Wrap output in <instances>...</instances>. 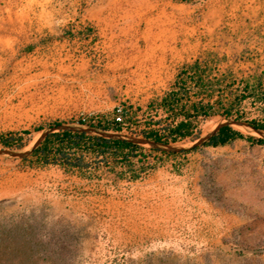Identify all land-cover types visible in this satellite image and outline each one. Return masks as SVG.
<instances>
[{"label": "rangeland", "instance_id": "obj_1", "mask_svg": "<svg viewBox=\"0 0 264 264\" xmlns=\"http://www.w3.org/2000/svg\"><path fill=\"white\" fill-rule=\"evenodd\" d=\"M209 1H186L197 4L191 24L199 52L183 64L214 54L222 67L257 65L264 70V28L258 9L247 12L246 3L264 0H229L230 13L216 23L204 15ZM0 2L63 6L61 31L32 33L0 53V133L36 126L45 130L56 120L77 125L125 104L138 114L120 133L142 136L147 104L169 86L135 87V77L108 67L107 47L95 25L73 13L64 17L70 2H77V12L83 14L91 2L107 0ZM89 25L94 33H80ZM224 120H208L199 137ZM233 126L262 135L249 126ZM43 130L22 150L31 149ZM196 140L171 144L191 148ZM199 146L165 156L157 170L135 182L105 173L88 179L0 154V225L14 228L21 239L26 234L48 245L52 251L40 264H52L60 256L59 264H264V253L253 252L264 248V148L243 140ZM59 247L64 253L53 254Z\"/></svg>", "mask_w": 264, "mask_h": 264}, {"label": "trees", "instance_id": "obj_2", "mask_svg": "<svg viewBox=\"0 0 264 264\" xmlns=\"http://www.w3.org/2000/svg\"><path fill=\"white\" fill-rule=\"evenodd\" d=\"M94 32L95 27L89 25L80 33L89 35ZM69 35L73 36L71 32ZM213 56L216 55L198 57L178 68L169 87L147 104L143 112L145 128L141 131L142 136L164 144L194 141L201 135L202 126L213 117L245 121L249 127L264 132V70L257 65L248 66L245 70L232 64L222 67V60ZM122 106L121 118H118L115 108L112 114L96 115L78 123L108 132H123L130 128L129 124L138 110L130 105ZM62 123L56 120L47 126L58 127ZM41 130L43 126L0 133V146L22 150ZM130 133L137 134L134 130ZM237 140L264 148V135L246 134L233 125L221 127L204 145L218 147ZM199 147L172 152L147 148L128 138L59 129L48 133L29 156L21 159L41 167L58 166L88 179L105 173L118 180L135 182L157 170L165 156L194 152ZM6 227L0 225V264H40L44 255L52 251L47 249L48 245L39 244L33 236L27 238L25 234V239H21L13 232L14 228ZM58 249L54 248L53 254L60 256L64 247ZM61 258H52L50 262L59 264Z\"/></svg>", "mask_w": 264, "mask_h": 264}, {"label": "crops", "instance_id": "obj_3", "mask_svg": "<svg viewBox=\"0 0 264 264\" xmlns=\"http://www.w3.org/2000/svg\"><path fill=\"white\" fill-rule=\"evenodd\" d=\"M228 1L210 0L204 15L212 17V22H221L230 13ZM246 3L247 12L258 9V22L264 28V2ZM76 5L70 2L64 17L73 13L95 25L102 45L107 47L108 67L135 77V87L141 90L166 89L179 66L190 60L191 53L199 52L196 26L191 24L196 3L107 0L91 2L83 14L77 12ZM62 20V2H0V53L11 51L19 39L27 40L32 33L61 31Z\"/></svg>", "mask_w": 264, "mask_h": 264}, {"label": "water", "instance_id": "obj_4", "mask_svg": "<svg viewBox=\"0 0 264 264\" xmlns=\"http://www.w3.org/2000/svg\"><path fill=\"white\" fill-rule=\"evenodd\" d=\"M234 124L248 126L247 122H245V121H240V120H236V119H225L224 121L218 123L217 126L212 131H210L208 134L199 137L192 144L191 147H196V146L204 144L208 139H210L213 135H215L221 127H223L225 125H234ZM251 128L254 129L253 127H251ZM59 129H69V130H73V131L97 133V134H100V135L105 136V137L128 138L129 140H131L135 143L148 144L150 147L162 148L166 151H172V152H179V151L185 149L184 147H178V146H174L172 144H164L162 142L151 140L145 136H135V135L128 136V135L118 133V132H108L105 130H99L95 126H90V125H80V124L76 125V124H70V123H62L58 127H48L47 129L43 130L41 132V135L34 142L31 149H29V150H14V149H9V148H0V154L1 155H9V156H12L15 158L16 157L17 158H23V157L29 156L31 154V152L33 151V149H35L41 143V141L47 136L48 133H50L54 130H59ZM254 130H256V129H254ZM256 131H258V130H256ZM258 132H260L262 135H264V132H262V131H258ZM253 252L264 253V248L254 249Z\"/></svg>", "mask_w": 264, "mask_h": 264}, {"label": "built area", "instance_id": "obj_5", "mask_svg": "<svg viewBox=\"0 0 264 264\" xmlns=\"http://www.w3.org/2000/svg\"><path fill=\"white\" fill-rule=\"evenodd\" d=\"M123 112H124L123 106L122 105H118L117 106L118 118H121Z\"/></svg>", "mask_w": 264, "mask_h": 264}]
</instances>
